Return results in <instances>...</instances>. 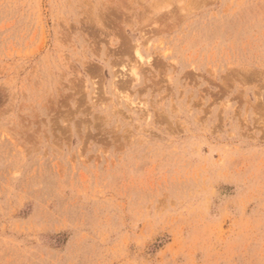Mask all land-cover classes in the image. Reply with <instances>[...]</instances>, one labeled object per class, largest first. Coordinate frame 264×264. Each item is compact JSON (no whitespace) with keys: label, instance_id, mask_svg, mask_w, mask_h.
<instances>
[{"label":"rangeland","instance_id":"374dc122","mask_svg":"<svg viewBox=\"0 0 264 264\" xmlns=\"http://www.w3.org/2000/svg\"><path fill=\"white\" fill-rule=\"evenodd\" d=\"M0 264H264V0H0Z\"/></svg>","mask_w":264,"mask_h":264}]
</instances>
